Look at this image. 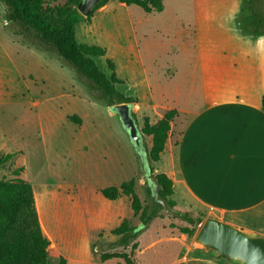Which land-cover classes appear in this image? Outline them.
I'll list each match as a JSON object with an SVG mask.
<instances>
[{"label":"crops","instance_id":"0c3cea01","mask_svg":"<svg viewBox=\"0 0 264 264\" xmlns=\"http://www.w3.org/2000/svg\"><path fill=\"white\" fill-rule=\"evenodd\" d=\"M225 1L193 0L190 7L170 8L164 0L162 12L146 13L138 6L111 0L90 19H80L79 23L83 18L88 23L79 35L76 29V38L79 44L105 49L121 81L117 89L135 98L133 114L140 130L145 118L155 125L167 112L176 111L158 162L163 163L162 170L154 169L173 182L170 199L176 209L264 236V36L244 37L235 32ZM232 1L235 12L241 0ZM112 74L110 70L107 75ZM144 137L150 151L152 137ZM24 172L25 167L22 179ZM133 179L137 192L144 181L139 175ZM105 188L99 187L95 194L98 208L83 217L77 213L79 196L63 194V202L72 207L70 214L57 219L58 233L51 237L39 208L51 193L45 189L38 194L33 187L43 234L68 264L69 255L77 264H119L114 259L102 263L94 249L98 251L105 240H117L112 231L126 219L118 201L124 198L129 205L130 198L107 200L101 194ZM133 218L132 214L127 219ZM87 232L97 241L92 239L82 247L80 237ZM182 235V240L177 239L180 242L188 239ZM98 242L102 243L98 246ZM193 243H184L175 257L162 264H237ZM151 249H140L138 243L137 254L143 256Z\"/></svg>","mask_w":264,"mask_h":264},{"label":"rangeland","instance_id":"374dc122","mask_svg":"<svg viewBox=\"0 0 264 264\" xmlns=\"http://www.w3.org/2000/svg\"><path fill=\"white\" fill-rule=\"evenodd\" d=\"M192 1L166 0V5L170 8L190 7ZM254 1L241 0L235 12L236 2L225 1L229 7L226 13L235 21L234 29L233 26L231 28L244 37H261L253 34L251 24L254 12L264 22V0ZM65 4L66 0H46L45 8ZM227 14L224 16L228 21ZM87 23V19L81 20L76 28L78 35ZM18 33V26L8 21L7 8L0 2V154L15 155L12 161L0 166V180L17 179L16 170L25 167L24 180L38 194L45 189L51 193L40 201L39 208L46 233L55 237L58 233L57 219L70 214L72 207L63 202V194L79 196L81 207L77 213L83 217V214L98 208L95 194L99 187H118L139 175L144 184L137 188V193L150 220L144 225L139 216L131 219L137 237L131 240L129 247H123L119 243L120 237H114L117 239L115 242L105 240V244L98 251L94 249V253H124L131 257L133 264H138V260L147 261L145 264H162L175 257L184 243L191 246L206 219L203 218L193 238L183 239L184 243L178 241L183 236L180 228L189 225L175 218L167 203H156L146 195L145 189L152 174L150 178L146 175L140 155L119 116L113 114L111 108L90 90L87 80L70 64L55 52L27 42ZM96 61L103 72L110 74L107 57H99ZM120 90L127 91V88L121 87ZM72 116L81 119L82 125L70 121ZM145 143L149 146L147 139ZM151 167L162 170L163 163L151 164ZM121 201L118 203H122L124 218L132 217L131 200L129 205L124 198ZM192 215L204 217L194 212ZM80 239V244L85 247L96 238L87 232ZM137 242L140 249L149 246L153 249L140 256L138 249H132ZM101 243L98 242V246ZM68 250L71 252L73 249L70 246ZM60 256L65 257L57 247L50 249L52 264H58ZM69 256V264H77L73 255ZM114 260L125 264L121 259Z\"/></svg>","mask_w":264,"mask_h":264},{"label":"trees","instance_id":"16d2710c","mask_svg":"<svg viewBox=\"0 0 264 264\" xmlns=\"http://www.w3.org/2000/svg\"><path fill=\"white\" fill-rule=\"evenodd\" d=\"M109 1L111 0H102L88 19ZM118 1L127 6H138L146 13H160L164 9V0ZM0 2L7 8L8 21L18 26L19 35L38 48L55 52L70 64L87 80L90 90L107 107L135 103L134 97L127 96L117 89L121 81L115 75L114 64L110 60L107 61L109 69L113 72L108 76L96 62L97 57L106 55L105 49L78 43L76 25L83 17L77 10L80 0H66L64 6L52 9L45 8L46 0H0ZM251 25L254 35L264 36L263 18L256 12L253 13ZM176 115V111H169L155 125H152L148 118L144 119L141 133L152 137L148 173L152 174L151 179L155 184V187L147 184L145 191L156 203L161 201L167 203L173 210V216L189 225L180 228V232L191 239L195 236L197 227L203 223V218H195L187 211L176 209V203L170 200L174 193L173 182L165 174H154L151 167L152 163H158L161 159L171 130V122ZM133 116L136 119V115ZM70 120L80 124L78 117L73 116ZM14 156L0 154V166L12 161ZM22 172L23 168L16 170L18 178L15 180H0V264H52L49 259L52 243L43 234L33 186L20 177ZM101 194L110 201H116L121 196L130 198L134 217L139 216L144 225L150 220L136 192L135 179L123 183L120 187L105 188L101 190ZM112 234L120 237L119 243L123 247H129L131 240L137 237L136 228L128 219L113 230ZM132 249L137 250L138 243L133 244ZM100 259L102 263L121 259L126 264H133L131 257L124 253H102ZM58 264H68V260L60 256Z\"/></svg>","mask_w":264,"mask_h":264},{"label":"water","instance_id":"95a60500","mask_svg":"<svg viewBox=\"0 0 264 264\" xmlns=\"http://www.w3.org/2000/svg\"><path fill=\"white\" fill-rule=\"evenodd\" d=\"M101 1L80 0L77 10L83 17L88 18ZM110 108L113 114L119 116L148 175L149 151L145 137L133 116V105L119 104ZM150 186L155 187L153 179H150ZM193 245L206 252H211L216 257H224L237 264H264V236L240 229L216 218L210 217L205 221Z\"/></svg>","mask_w":264,"mask_h":264},{"label":"flooded vegetation","instance_id":"af4514ba","mask_svg":"<svg viewBox=\"0 0 264 264\" xmlns=\"http://www.w3.org/2000/svg\"><path fill=\"white\" fill-rule=\"evenodd\" d=\"M147 175V174H146ZM150 174H148L147 176L149 177ZM150 178V177H149ZM151 179V178H150Z\"/></svg>","mask_w":264,"mask_h":264}]
</instances>
